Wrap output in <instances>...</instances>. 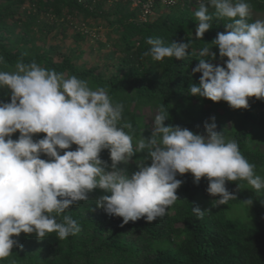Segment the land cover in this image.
<instances>
[{
  "label": "trees",
  "instance_id": "1",
  "mask_svg": "<svg viewBox=\"0 0 264 264\" xmlns=\"http://www.w3.org/2000/svg\"><path fill=\"white\" fill-rule=\"evenodd\" d=\"M246 2L250 10L264 12V0ZM161 4L157 2L156 15ZM180 4L178 0L168 6L171 9L168 13L142 23L134 20L137 11L125 3L0 0V55L6 61V65H0V70L15 71L18 61L26 64L35 61L45 69L63 73L65 78L75 75L87 81L92 90L104 88L113 103L124 105L122 116L133 125L134 148L142 135L145 138L152 135V124L146 123L148 116L141 113L143 108L155 117L159 106L164 105L169 112L166 126H180L204 135L205 122L212 123L214 117L216 130L235 139L242 155L255 165V173L264 177V99L250 97L248 108L235 109L226 101L214 102L189 92L191 84L199 86L200 83L202 73L192 71L199 59L226 67L228 58H221L218 47L211 42L218 33H226L225 24L231 21L217 18L215 8L208 5L213 15L212 27L202 39H196L197 0H185L182 9ZM76 17L84 26L90 18H103L105 24L120 31L111 49L105 48L106 44L88 28L78 31L74 37L77 42H86L92 37L95 43L91 49L99 48L106 53L109 63L105 68L110 74L98 72V66L78 63L86 52L80 45H76L72 53H66L59 46L38 45L37 39L46 38L51 32L54 36L59 29L67 33ZM248 23L253 20L248 19ZM149 37L162 39L165 46H170L173 40L185 43L192 40V44L183 59L166 57L155 61L150 54L145 55L151 48L147 43ZM203 47L212 48L215 59L201 57L199 50ZM115 56L118 57L115 59ZM76 58L79 60L75 61ZM111 65L114 69H110ZM0 101L10 102V90L0 89ZM19 135L17 132L12 138L17 139ZM45 135L35 134L33 138L38 140ZM77 147L73 144L68 150ZM59 151L63 154L67 150ZM146 155L137 153L120 167L131 175L142 163L150 166L151 160L144 159ZM41 158L49 159L45 154H41ZM100 158L108 163L106 170L110 171L109 150H103ZM177 179L182 181L176 193L178 199L164 216L153 222L142 217L123 224L122 217L110 216L96 207V199L107 193L95 189L89 193L88 200L79 201L56 217L57 222H62L65 215L76 220L80 227L78 233L63 240L56 233L43 239L34 233H21L13 239L22 247L14 246L10 256L0 260V264H264V190L257 192L243 180L228 181L226 188L237 199L213 207L212 201L219 197L207 192L206 177L199 184L194 182L191 173L177 174ZM249 199L253 200L252 205L244 202ZM194 206L205 210L202 217L193 212Z\"/></svg>",
  "mask_w": 264,
  "mask_h": 264
},
{
  "label": "clouds",
  "instance_id": "2",
  "mask_svg": "<svg viewBox=\"0 0 264 264\" xmlns=\"http://www.w3.org/2000/svg\"><path fill=\"white\" fill-rule=\"evenodd\" d=\"M194 12L199 21L195 38L202 39L217 18H227L226 33H218L211 42L218 47L226 67L199 59L192 69L202 73L199 86L191 84V95L214 102L226 101L235 109L248 108L249 98L264 99V20L248 23L250 4L246 0H197ZM146 23V22H145ZM153 60L166 57L183 59L188 43L172 41L165 46L160 38H147ZM201 57H212V48L199 50ZM0 65H6L0 55ZM0 89L10 90V102L0 101V260L9 257L13 239L21 233L43 239L51 233L63 240L80 231L76 220L56 217L101 189L96 207L110 216L123 218V224L142 217L148 222L166 214L178 199L182 181L177 174L191 173L199 184L207 178V192L213 207L237 199L226 188L228 181H246L257 192L264 190V177L255 173V165L242 155L235 139L218 132L215 118L205 122L206 135L187 128L165 124L169 112L164 105L152 121V135L132 143L133 125L124 120V105L113 103L104 88L92 90L87 81L75 75L48 70L35 61H18L15 71L0 70ZM123 121V123H121ZM125 129L129 131L126 132ZM19 132L17 139L13 134ZM44 133L34 140V135ZM75 144V150H68ZM109 150L111 170L100 158ZM59 150H67L61 151ZM146 153L145 161L128 175L126 164L137 153ZM45 154L49 159L41 158ZM240 185L237 184V189ZM253 204V200L244 201ZM94 210V209H93ZM205 210L194 206L203 216ZM55 214V215H53Z\"/></svg>",
  "mask_w": 264,
  "mask_h": 264
},
{
  "label": "rangeland",
  "instance_id": "3",
  "mask_svg": "<svg viewBox=\"0 0 264 264\" xmlns=\"http://www.w3.org/2000/svg\"><path fill=\"white\" fill-rule=\"evenodd\" d=\"M180 3H181L180 9L185 7L184 6L185 0H180ZM170 10H171L170 7L161 4L159 6L157 15L155 14V11H154L153 17L155 16L154 17L155 19L159 14L168 13ZM78 17L72 19V22L70 23L72 25L68 29L67 33H61L59 29L57 30V36H54V33L51 32L48 34V36H46V38L37 39L38 45L59 46L66 53H72L75 46L80 45L81 47L86 49V52L82 59L79 60V58H76L75 61L79 60L78 63H81V64L84 63L87 65V67L98 66V72H105L106 74H110L111 71L105 68L106 64L109 63V61L106 58V53L100 51L99 48L91 49L92 45H94L95 43V41L91 39L92 37L88 38L89 41H86V42L84 41L77 42L74 37L78 31H82V30L85 31L88 28L90 31H92L93 33H96V35L100 37V39H98L100 40V42L106 44L105 48L111 49L112 41L114 40V38H118L120 36V31H117L114 27L108 25L107 23L105 24L103 18L96 19V20L90 18L88 19V21H86L85 23L86 27H85L84 23L80 24L79 22L80 20ZM248 19H252L253 22H255L256 20H264V12H256V11L250 10ZM91 50H94V51L91 52ZM117 57L118 56H115V59ZM113 62L114 61H111V63ZM110 69H114L113 65L110 66ZM141 113L147 114L148 120L146 121V123H149L151 125L153 123L152 121L154 119L153 118L154 114L152 112H149V110L146 108H143ZM231 122L232 121L230 120L229 123L231 124Z\"/></svg>",
  "mask_w": 264,
  "mask_h": 264
},
{
  "label": "built area",
  "instance_id": "4",
  "mask_svg": "<svg viewBox=\"0 0 264 264\" xmlns=\"http://www.w3.org/2000/svg\"><path fill=\"white\" fill-rule=\"evenodd\" d=\"M98 1V0H93ZM110 5L119 3L129 4L132 10L137 11V16L134 18L137 22H148L154 14L157 2H161L165 6H172L177 3V0H106Z\"/></svg>",
  "mask_w": 264,
  "mask_h": 264
}]
</instances>
